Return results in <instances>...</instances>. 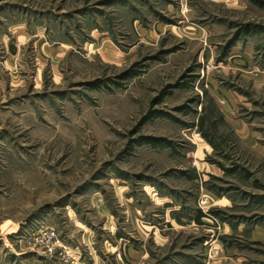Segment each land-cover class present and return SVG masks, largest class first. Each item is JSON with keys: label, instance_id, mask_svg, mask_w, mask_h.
I'll list each match as a JSON object with an SVG mask.
<instances>
[{"label": "rangeland", "instance_id": "374dc122", "mask_svg": "<svg viewBox=\"0 0 264 264\" xmlns=\"http://www.w3.org/2000/svg\"><path fill=\"white\" fill-rule=\"evenodd\" d=\"M0 264H264V7L0 0Z\"/></svg>", "mask_w": 264, "mask_h": 264}, {"label": "built area", "instance_id": "2783aa9c", "mask_svg": "<svg viewBox=\"0 0 264 264\" xmlns=\"http://www.w3.org/2000/svg\"><path fill=\"white\" fill-rule=\"evenodd\" d=\"M34 245L42 248L43 253L51 257L56 254L62 256L67 254L65 247L59 244L57 232L51 227H42L37 231Z\"/></svg>", "mask_w": 264, "mask_h": 264}, {"label": "trees", "instance_id": "16d2710c", "mask_svg": "<svg viewBox=\"0 0 264 264\" xmlns=\"http://www.w3.org/2000/svg\"><path fill=\"white\" fill-rule=\"evenodd\" d=\"M250 1L259 7H264V2L262 0H250ZM201 123H202V120H201ZM200 132L203 135V137L206 138L205 132H203L201 129H200ZM145 143H147L151 147H155V148L171 147L170 142L166 139H163V138H154V137L147 138ZM203 216L204 215L200 211H198V213L195 216V219L199 222L200 218Z\"/></svg>", "mask_w": 264, "mask_h": 264}, {"label": "crops", "instance_id": "0c3cea01", "mask_svg": "<svg viewBox=\"0 0 264 264\" xmlns=\"http://www.w3.org/2000/svg\"><path fill=\"white\" fill-rule=\"evenodd\" d=\"M8 30L11 33V36L14 39H16V38L18 39L19 38V39H24V41H25L27 36H28V34L26 33V31H27L26 27L25 26L23 27L22 24L19 25V23H16V24L10 26L8 28ZM39 42H42V40L40 39ZM11 47H12V50H13V52L15 54V52H16V44L14 43L13 46H11ZM49 50L51 51L52 54L54 53V48L53 47L49 46Z\"/></svg>", "mask_w": 264, "mask_h": 264}]
</instances>
